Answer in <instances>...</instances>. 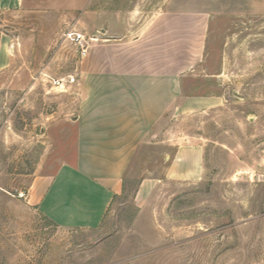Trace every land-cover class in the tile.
<instances>
[{"label": "rangeland", "instance_id": "rangeland-1", "mask_svg": "<svg viewBox=\"0 0 264 264\" xmlns=\"http://www.w3.org/2000/svg\"><path fill=\"white\" fill-rule=\"evenodd\" d=\"M165 9L187 14L197 40L176 47L191 62L176 107L101 224L61 226L27 193L76 155L79 79L123 65V12ZM0 31V264H264V0H0ZM68 75L77 82L52 83ZM183 146L199 166L168 178Z\"/></svg>", "mask_w": 264, "mask_h": 264}, {"label": "crops", "instance_id": "crops-1", "mask_svg": "<svg viewBox=\"0 0 264 264\" xmlns=\"http://www.w3.org/2000/svg\"><path fill=\"white\" fill-rule=\"evenodd\" d=\"M130 17L131 13L123 12V65L109 63L79 79L82 101L76 120L75 157L63 161L52 173L36 176L27 193L41 213L61 226L101 224L115 195L122 191L138 150L153 139L157 124L175 109L186 69L191 67V62L183 59L177 64L176 59L178 45L188 41L191 46L197 41L192 39L191 27L185 25L187 14L176 16L165 9L150 21ZM177 18L183 24L178 28ZM5 53L0 31V69ZM191 103L184 101L181 109H193ZM192 149L183 146L175 153L167 168L168 178L184 177L193 166H199L198 159L194 162L189 157ZM198 149L195 151L200 153ZM182 165L184 169L178 170Z\"/></svg>", "mask_w": 264, "mask_h": 264}, {"label": "built area", "instance_id": "built-area-1", "mask_svg": "<svg viewBox=\"0 0 264 264\" xmlns=\"http://www.w3.org/2000/svg\"><path fill=\"white\" fill-rule=\"evenodd\" d=\"M73 40L80 46L81 55L85 56L88 53V48L85 43V38L82 33H71ZM77 82V77L68 75L67 77L52 78V83L58 88H65L67 85Z\"/></svg>", "mask_w": 264, "mask_h": 264}]
</instances>
